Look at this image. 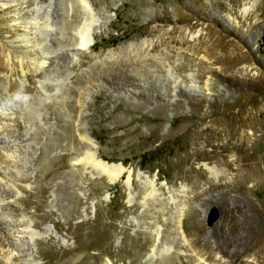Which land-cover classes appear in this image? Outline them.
I'll return each mask as SVG.
<instances>
[{
	"label": "rangeland",
	"instance_id": "rangeland-1",
	"mask_svg": "<svg viewBox=\"0 0 264 264\" xmlns=\"http://www.w3.org/2000/svg\"><path fill=\"white\" fill-rule=\"evenodd\" d=\"M255 26L264 0H0V264H264Z\"/></svg>",
	"mask_w": 264,
	"mask_h": 264
},
{
	"label": "bare ground",
	"instance_id": "bare-ground-1",
	"mask_svg": "<svg viewBox=\"0 0 264 264\" xmlns=\"http://www.w3.org/2000/svg\"><path fill=\"white\" fill-rule=\"evenodd\" d=\"M255 31H256V34L258 35V34H260V32H264V28H262L260 26H255ZM255 40L257 42H261L263 44V42H262L263 39H261V37L256 36ZM87 43H89V42H86L87 46H85L83 44L85 46V48L91 47V44L88 45ZM90 158L92 159L93 163L95 164L99 175L106 177L110 183H115L116 181H118L121 178L122 173L124 172V168L122 167V165L109 164L107 162H104L103 160L96 158V154L90 155ZM70 263L71 262H69L67 264H70ZM71 264H79V263L78 262H72Z\"/></svg>",
	"mask_w": 264,
	"mask_h": 264
},
{
	"label": "water",
	"instance_id": "water-1",
	"mask_svg": "<svg viewBox=\"0 0 264 264\" xmlns=\"http://www.w3.org/2000/svg\"><path fill=\"white\" fill-rule=\"evenodd\" d=\"M119 165H121V164H119ZM216 220H217V213H216V211H213V213H212V215L210 217L209 222H210L211 225H213Z\"/></svg>",
	"mask_w": 264,
	"mask_h": 264
},
{
	"label": "trees",
	"instance_id": "trees-1",
	"mask_svg": "<svg viewBox=\"0 0 264 264\" xmlns=\"http://www.w3.org/2000/svg\"><path fill=\"white\" fill-rule=\"evenodd\" d=\"M112 196H113L112 199L114 200V198L117 196V194L116 193H113Z\"/></svg>",
	"mask_w": 264,
	"mask_h": 264
}]
</instances>
